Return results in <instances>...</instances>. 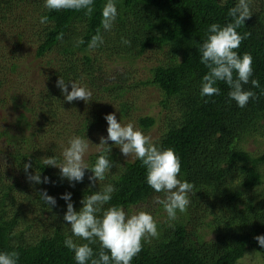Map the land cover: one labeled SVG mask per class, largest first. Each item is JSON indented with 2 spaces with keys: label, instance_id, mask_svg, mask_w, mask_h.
Wrapping results in <instances>:
<instances>
[{
  "label": "trees",
  "instance_id": "16d2710c",
  "mask_svg": "<svg viewBox=\"0 0 264 264\" xmlns=\"http://www.w3.org/2000/svg\"><path fill=\"white\" fill-rule=\"evenodd\" d=\"M237 2L115 0L118 16L114 27L103 31L106 0H94L91 15L50 11L44 7L45 0H0V92L9 97L4 101L17 113L14 125L19 129V133H10L8 128H0V139L8 147L2 149L4 162H13L16 169L12 176L13 171L0 168V252L17 251L18 264H76L74 252L64 245L72 233L61 226L67 211L61 196L71 193L79 211L84 196L111 183L117 191L105 209L120 206L131 213L133 207L144 206V211L163 218L157 220L159 238L145 243L132 264H197L196 260L241 264L249 253H257L264 262V247L254 239L264 235V47L259 46L264 45V0H252L253 15L238 29L241 34L251 33L239 53L253 57L252 78L259 80L260 88H252L250 83L244 87L254 91L256 99L240 108L229 100L230 89L224 82L216 85L220 95L201 96L208 69L200 62L199 48L207 38L206 28L214 22H231L228 12ZM42 16L49 18L47 24L40 23ZM98 31L104 43L90 48ZM122 37L131 45L123 44ZM81 38L84 43L77 46ZM23 44L35 49L34 60L42 67L37 75L20 71L26 59L19 48ZM148 52L159 58L142 77L135 64ZM109 60L123 64L111 68ZM35 76L44 81L30 89ZM60 76L91 90V100L66 102L56 87ZM148 86L161 92V118L143 115L137 125L149 131L163 122L154 143L175 150L181 159L179 178L194 185L187 211L178 212V219L172 222L163 206L155 202L165 194L148 186L142 162L135 157L122 160L120 149L111 141L110 159L116 166L99 184L93 185L88 179L91 171L85 170L83 182H74L73 187L61 178L59 168L45 166L42 160L55 156L63 162V151L74 136L87 137L97 148L100 136L107 137L104 117L109 110L117 107L121 118H127L135 107V101L127 98L129 93ZM250 142L254 148L249 147ZM101 154L97 148L85 162L91 167ZM25 163L32 165L30 174L40 172L41 179L47 176L50 182H29ZM27 188L32 204L40 208V214H50L54 227L36 238L29 235L32 224L20 227L26 220L23 208L15 210L17 192L23 194ZM42 190L56 199L55 207L40 199ZM91 246L98 253L99 242Z\"/></svg>",
  "mask_w": 264,
  "mask_h": 264
},
{
  "label": "clouds",
  "instance_id": "9594fccd",
  "mask_svg": "<svg viewBox=\"0 0 264 264\" xmlns=\"http://www.w3.org/2000/svg\"><path fill=\"white\" fill-rule=\"evenodd\" d=\"M251 5L252 0H238L228 12L231 22L225 25L213 23L209 26L207 38L199 48L200 62L208 69L202 79L201 96L220 95V88L216 85L218 82H224L230 89L229 100H234L240 108H245L251 100L256 99V93L244 87L250 83L252 88H260L259 80L252 78L253 57L247 52L243 55L239 53L242 42L251 35L250 32L241 34L238 31L253 15ZM44 7L50 11L75 10L91 15L94 11V0H45ZM117 16L115 0H106L102 8L103 31L113 29ZM48 22L47 16L40 18L42 25ZM121 42L131 45V42L123 37ZM83 43L82 38L77 40V46ZM103 43V35L98 31L92 37L89 47L95 49ZM56 87L68 103L77 100L88 103L93 95L87 87L75 81L66 82L61 76L56 81ZM104 119L108 124L107 137L99 138L97 147L103 154L98 156L93 166L90 167L84 159L91 141L81 136H74L69 140L68 147L63 151V162H58L55 156H51L42 159L44 165L59 168L61 178L67 179L73 187L74 182H83L85 170H90L92 175L88 179L94 185L104 181L110 170L116 166L110 159L111 141L113 145L118 146L124 157L134 156L142 162L146 169L148 186L156 193L165 194L163 199L157 197L155 202L163 206L169 222L176 221L178 212L187 211L191 203L190 194L194 189L191 182L179 178L180 157L171 147H159L150 135L138 129L133 122L121 123L116 113H109ZM23 167L29 182H50L47 176L41 179L40 172L30 174L28 170L32 167L31 163H25ZM115 191L117 189L113 184H105L99 191L84 196L79 211L74 208L71 193L61 196L67 204L63 219L70 225L72 233L65 239L64 245L74 252L76 264H132L145 243L150 244L153 239L159 238L158 223L151 213L140 210L129 214L120 206L104 208L112 200ZM40 199L49 207L56 206V199L48 195L46 190L40 192ZM169 226L173 225L169 223ZM73 237L86 243L78 244ZM254 239L264 247V235L255 236ZM97 242L100 246L98 253L91 246ZM19 255L17 251L0 252V264H18Z\"/></svg>",
  "mask_w": 264,
  "mask_h": 264
},
{
  "label": "rangeland",
  "instance_id": "374dc122",
  "mask_svg": "<svg viewBox=\"0 0 264 264\" xmlns=\"http://www.w3.org/2000/svg\"><path fill=\"white\" fill-rule=\"evenodd\" d=\"M214 23H219V22H214ZM213 24V23H212ZM221 25H225L223 23H219ZM211 25V24H210ZM209 25V26H210ZM209 26L206 28V30H208ZM259 46L261 47V49L263 50V43H260ZM19 48L21 49V53H23L26 56L25 61L23 62L24 64L22 65V67L20 68V71L22 70L23 72H27V73H34L35 75L38 74V71L42 68L39 64V60H34V52L35 49H33V47L29 46L28 44H23V45H19ZM145 57V58H144ZM143 58L139 59L135 66H136V71L138 72V75L145 77L149 74V68L156 63V60L159 58V56H156L153 53L148 52ZM123 62V61H122ZM122 62H120V60H109L108 61V65L111 68H115L116 66L123 64ZM36 80H32L30 82V89H31V85L33 86H38L40 87L42 85L41 81H44V78L42 76H35ZM132 101H135V107L131 110H129V116L125 119H122L120 114H119V110L117 107L112 108L110 111V113H116L117 119L121 120V123H128V122H133L135 124V126L140 129L137 125L138 119L140 116L143 115H150V116H154L155 118H161V106L159 105V101L162 99V95L161 92L157 89L154 88L152 86H148V87H141L138 88L136 91H132L131 93H129L128 95ZM4 99L8 100L9 97H7L4 92H0V128L4 129V128H8L10 133H19V129L15 128L16 126L14 125V123L16 122V115L17 113L14 112V109L12 107V105L10 104L9 101H4ZM112 107H114V104L111 105ZM105 110V107H104ZM163 122H160L159 124H157L156 126H154L153 128H151L149 131H143L146 135H150L153 139V141L155 139H157L160 134H161V124ZM141 130V129H140ZM142 131V130H141ZM98 137V136H97ZM250 148H254V144L253 143H249L248 144ZM118 147V146H117ZM98 148V147H97ZM97 148L92 147V145H90L88 152L85 154V161L87 160L88 154L91 153H96L97 152ZM2 149L4 150H8L7 146L3 145L2 140L0 139V168L3 171H13L12 176H14V171H16L14 163L13 162H8L5 163L4 161L6 160V153H2ZM122 160H131L134 158V156H130V157H124L123 154L121 153L120 155ZM21 179L24 181V179L21 177ZM7 182H11L10 180H7ZM98 184L101 183V181L97 182ZM18 191V190H17ZM31 190H29L28 188L24 191V193L22 194L21 191H18L16 194V206H15V210L18 207L23 208L22 211L25 214V221L22 222V226L20 227H24L27 224H32L29 230V235L32 238H36L39 237L41 235V233H47V232H51L53 230V228L50 225V214L47 212H42L40 214V208H37V206H35L34 204H32L31 202ZM30 195V197H29ZM19 203V204H18ZM18 205V206H17ZM143 210L144 211V206H135L133 207L131 213L129 214H134L137 211ZM12 212H10L9 214H12ZM150 213V212H149ZM154 218L156 220H158L159 218H161L159 215H153ZM163 219V218H161ZM62 228H70V225L66 222V221H62L61 224ZM197 264H202L199 260H196ZM217 264H224L222 262H218ZM241 264H264L263 262V258L258 255L257 253H249L247 255L246 258H244L241 262Z\"/></svg>",
  "mask_w": 264,
  "mask_h": 264
}]
</instances>
